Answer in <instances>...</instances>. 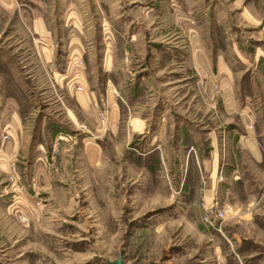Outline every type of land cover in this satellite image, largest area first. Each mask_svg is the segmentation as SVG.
I'll use <instances>...</instances> for the list:
<instances>
[{
    "label": "rangeland",
    "instance_id": "obj_1",
    "mask_svg": "<svg viewBox=\"0 0 264 264\" xmlns=\"http://www.w3.org/2000/svg\"><path fill=\"white\" fill-rule=\"evenodd\" d=\"M17 2L7 9L0 0V73L21 78L30 135L17 148L7 147L6 133L0 142V264H114L120 257L123 264H264V171L258 163L246 161L240 177L219 174L208 199V177L181 173L185 152L151 144L148 136L132 143L128 120L116 128L113 82H104L86 108L72 95L102 88V69L112 68L125 84L145 70L155 104L208 109L211 100L197 94L205 87L196 58L210 69L205 57L215 55L219 31L238 72L249 78L264 70V0ZM42 13L56 33L67 14L79 32L86 29L83 49L66 52L64 44L46 42L34 23ZM148 39L163 44L170 64H161L159 51L142 64ZM54 52L71 61L61 80L72 91L55 88L53 75L61 74L51 69ZM211 90L218 94V82ZM4 105L1 94L0 130L11 119ZM38 125L44 146L31 136ZM203 201L224 211L217 217L212 208L214 227L201 219Z\"/></svg>",
    "mask_w": 264,
    "mask_h": 264
},
{
    "label": "crops",
    "instance_id": "obj_2",
    "mask_svg": "<svg viewBox=\"0 0 264 264\" xmlns=\"http://www.w3.org/2000/svg\"><path fill=\"white\" fill-rule=\"evenodd\" d=\"M2 1L5 4L4 7L6 5L14 7L15 4H19L17 0L14 2L12 0ZM19 1L20 4L25 2V0ZM63 3L66 6L65 2ZM20 13L24 16V11ZM67 17H69L67 24L66 22L58 23L57 33L49 26L45 13L38 15L34 23L37 32L43 35L51 46L52 44H64L66 52L75 50L80 52L85 44L83 42L88 31L85 29L83 32H79L76 21L68 14ZM215 32H217V35L215 34L217 40V44L214 46L216 48L215 55L210 58L205 57V60L211 63L210 69L203 67V60H199V58H196L195 62L196 76L201 81V85L205 87L197 90V94L211 100L212 103L208 109L191 108V112L196 113L195 116L191 115L192 113L188 111L189 108L184 111V108L180 110L171 106L155 104L152 95L150 97L154 84H150V75L145 70L138 72L125 84L113 72L115 70L112 68L102 69L100 79L102 88L87 86L84 90H74L72 94L73 102L79 107L86 108L91 101V95L97 96L100 90H105L104 82H113L119 90L118 97L115 98V107L110 115V118L114 117L116 128H119L121 122L128 120L129 126L132 128L130 134L132 143L148 136L151 144L169 145L175 152L180 150L182 153L185 152L184 159L180 163L182 166H179L181 173L187 179L197 177L199 172L208 177V186L203 189L204 193L208 195L207 197H210L208 199L213 197L219 174L227 177H240L244 173L243 167L246 161L258 163L264 171V70L262 68L254 70L250 73L249 78H246L245 70L238 72L234 67V62L225 55V51L231 47L230 44L223 41L224 34H220L219 31ZM147 41L149 46L146 47L142 64L145 65V61L148 66L155 58L154 55L157 51L163 56L160 60L161 64L164 66L170 64L172 56L165 51L163 44L150 39ZM222 41L223 43H221ZM128 44H133V42H128ZM232 47L234 49V45ZM82 51V57L87 65L86 50ZM59 55L54 52V56L49 58L51 69L61 74L58 79L53 75L56 81L55 88L60 90L59 85H61L66 90L72 91V88L67 83L65 84V80L64 82L61 80L67 77L65 74L71 61L67 59V54L63 55V58H60ZM262 59L259 57L258 61ZM85 72L89 73L87 70ZM0 75L2 74L0 73ZM2 77H4V82L0 83V92L2 91L0 95L3 94L5 97L4 107L11 113V119L5 122L4 127L0 130V142L8 138L7 147L17 148L30 135L28 134L29 124H26L23 120L24 116H22L25 109L22 108L23 103L19 99V95L24 96L25 92L19 82L21 78L18 80L17 74L7 72L3 73ZM178 77L181 80L184 77L186 79L187 76L179 73ZM90 78H92L91 75ZM86 80H88L87 77L85 82ZM216 82H218L220 90L215 96L211 86ZM106 85L108 84L106 83ZM124 97L127 102L124 101ZM166 113H168L167 118L162 116ZM41 130L40 125L36 126L31 136L33 141L35 138H39L35 140L37 145L44 146L41 138L43 131ZM5 133L7 137L3 138L2 135ZM157 148L154 147V150L159 156ZM3 154L6 155L7 152H3ZM183 169L184 172H182Z\"/></svg>",
    "mask_w": 264,
    "mask_h": 264
},
{
    "label": "built area",
    "instance_id": "obj_3",
    "mask_svg": "<svg viewBox=\"0 0 264 264\" xmlns=\"http://www.w3.org/2000/svg\"><path fill=\"white\" fill-rule=\"evenodd\" d=\"M13 175H14V172H13ZM11 177H12V175H11ZM220 177H222V176L220 175ZM202 208H203V213H202V216H201L202 221L205 224L210 225L212 227L215 226V221L212 218V208L215 209L214 214L217 217H223L225 215L223 210L216 209V206L214 204H212V203L209 204V203H206L205 201H203L202 202Z\"/></svg>",
    "mask_w": 264,
    "mask_h": 264
},
{
    "label": "water",
    "instance_id": "obj_4",
    "mask_svg": "<svg viewBox=\"0 0 264 264\" xmlns=\"http://www.w3.org/2000/svg\"><path fill=\"white\" fill-rule=\"evenodd\" d=\"M114 264H123V259L120 257L119 259H116L113 261Z\"/></svg>",
    "mask_w": 264,
    "mask_h": 264
}]
</instances>
